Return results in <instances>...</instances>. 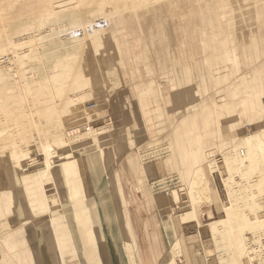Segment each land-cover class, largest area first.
<instances>
[{
    "label": "rangeland",
    "instance_id": "1",
    "mask_svg": "<svg viewBox=\"0 0 264 264\" xmlns=\"http://www.w3.org/2000/svg\"><path fill=\"white\" fill-rule=\"evenodd\" d=\"M24 1L25 6L0 5V248L5 235L21 232L34 264H76L70 252L76 233L74 239L67 223L64 229L63 216L78 225L86 208L91 214L94 209L93 222L88 217L82 224L95 238L86 236L78 246L83 264H90V244L94 264H115V249L120 264H145L143 255L154 252V264H237L228 255L235 240L244 248V263L264 264V126L253 131L241 99L245 85L248 91L264 89V0H68L67 6L62 0ZM185 34L202 47L200 69L187 64L185 84L171 69L161 75L165 85L159 81L149 93L147 86L135 85L132 93L135 72L142 78L148 71L131 67L169 57L164 47H177V37ZM249 56L254 64H245ZM194 105L196 126L177 133L174 123L193 113ZM210 128L217 143L211 155L202 148ZM232 139L224 149L221 142ZM97 148L104 149L100 160ZM91 153V174L84 159L77 171L61 178L50 174L51 167L65 168L68 156ZM129 154L137 162L122 171ZM43 167L40 184L35 175ZM10 172L30 186L23 195L24 215L8 183ZM68 174L84 175L85 188L75 197ZM98 198L117 246L102 230ZM128 210L137 255L125 242ZM50 218L52 227L45 229ZM174 238L185 240L186 251L175 250ZM60 244L69 250L63 258ZM43 252L55 261L45 262ZM3 259L0 251V264Z\"/></svg>",
    "mask_w": 264,
    "mask_h": 264
},
{
    "label": "crops",
    "instance_id": "2",
    "mask_svg": "<svg viewBox=\"0 0 264 264\" xmlns=\"http://www.w3.org/2000/svg\"><path fill=\"white\" fill-rule=\"evenodd\" d=\"M112 25H109L107 27H111ZM179 30V29H178ZM107 28H105V32L106 33ZM183 31V30H181ZM181 31L179 30V33H181ZM177 43L178 46L177 47H164L165 49V53H167L166 55H170L169 57L165 56L164 59H162L161 61H149L146 63V65H142V64H138L137 67L132 66L131 70H135V71H139V69L141 70H147V75H144V73L141 74V77H139V73L135 72L134 77H132L131 80V85L130 88L132 90V93H134V88L135 85L138 86H147L148 89L146 91V93H149V88L151 86H156L157 83L160 81L162 82L163 85L166 84V78L163 76V78H161V75H165L169 70L173 69L175 70V77L177 82H179L180 84H185L183 83L184 80L187 77L186 74V70L188 68L187 64L190 65L189 70L190 69H195L198 70L200 69V65L203 63L202 59L200 61L197 60V54L198 53H202V47H198L195 44V41L192 44V41L190 40V38H192V35H179L177 37ZM189 39V41H188ZM189 43V44H188ZM205 47V46H204ZM174 48L176 49V51L174 50ZM173 49V50H172ZM174 54V56H173ZM173 57V59H172ZM172 60V61H171ZM188 62V63H187ZM255 60L253 59V57L249 56V59L245 61V64H254ZM172 65V67H171ZM192 65V67H191ZM168 74V73H167ZM203 76V74L201 75V77ZM195 77H197V75L195 74ZM134 79V80H133ZM141 80V81H140ZM153 81L151 83V81ZM140 81V82H139ZM195 86V85H193ZM249 85H245L244 88L242 89L241 92L245 93L244 96L242 97V101L244 104V109L247 111H249L250 114V123L252 125L253 131H263L262 127L264 126L263 121L261 120V118H264V89H254V91H248V87ZM253 87L254 85H250V87ZM197 92H198V98H199V87L197 86ZM208 88L205 87V91H207ZM248 94V95H247ZM185 95V92H184ZM235 95V93H233V96ZM248 97V98H247ZM175 98V97H174ZM204 100V99H202ZM201 104V103H200ZM208 107V104L206 105H202L201 106V112L204 111L206 108ZM194 108V112L191 114H187L185 116H181L180 117V121L179 123H174V126L177 129V133L179 134H186L187 132L190 131V126H196V121H197V116L199 115V111L197 112L196 106H193ZM257 114L256 117H258L257 119L255 118V115ZM231 130H235L236 128V124H231ZM190 128V129H189ZM102 128L97 127L94 128V133L98 134V131L101 130ZM216 132L215 129H211L208 131V134L210 135V137L205 140V142L203 143L202 148H208L209 151L208 153L211 155L213 152V149L216 147L215 143V136L214 133ZM214 136V137H213ZM187 142V141H186ZM234 140H224L221 143H223L224 145V149H228L229 146L227 145L228 143H233ZM183 144H181L180 150L182 151V149H184V141L182 142ZM218 148L222 149L221 144L219 145L218 143ZM201 148V149H202ZM95 150H98L97 153V160H100V158L103 156L104 157V149L101 148H97ZM202 154V151H201ZM203 155V154H202ZM203 158L199 159L197 161L198 165H203L202 162L204 160V155L202 156ZM94 158L92 157H87V160L90 162V168H91V164H92V160H94ZM96 160V159H95ZM137 162V160L134 158V156L132 154H129L125 157V159L122 161L121 163V169L122 171H129ZM110 169V167L108 168V170ZM92 172V171H91ZM83 176V177H82ZM113 179H117L118 178V173L116 172L113 175ZM40 176L35 175V179H39ZM40 180V179H39ZM8 183L13 187V192L15 194L14 198L16 200L17 206L20 209L21 214H25L28 212V204L25 203L24 201V193H25V188H30V186H27L26 184H24V182H22V180L20 179L19 176H16L15 174H13L12 172L8 173ZM29 181V180H28ZM41 180H40V184H41ZM67 183L70 185V191L73 197H75L78 194V191H81L82 189L84 190L85 185H84V175L81 174H73V175H67ZM19 184H24L23 188H18ZM93 191H94V185H93ZM43 193V190H42ZM26 196V194H25ZM171 199V203H172V207L175 206V201H174V196H170ZM41 200V199H40ZM39 200V201H40ZM36 201V200H34ZM39 201H36L39 204ZM132 201V200H131ZM130 201V202H131ZM133 201H135V199H133ZM103 199L98 198V202L97 205H100L98 208L100 209L102 207V223H101V227L103 232H105V234L107 235V240L113 241L114 246H117V244L115 243L116 241V236L113 234V232L110 230L111 227V221H110V216L107 214L106 210L103 207ZM82 210H80V215L79 218H77V222L82 224L83 222L87 221V218L89 217V221L90 223L93 222V212L94 209H92V214L89 212V210H87L86 208H82ZM78 210L74 211L73 213L77 212ZM99 214H100V210ZM137 208L135 210H133V215L135 216V220L136 222L138 221L136 216H137ZM53 218V217H51ZM51 218L46 222V227H44L45 229H49L50 226L52 227L51 224ZM123 218V217H122ZM139 219H141V217H139ZM146 219L142 220L141 222H144ZM123 226H124V230H125V242H130L135 248V254H139L138 252V247H137V241H136V234H135V229L133 227V222H132V217H131V213L129 212V210L124 213V218H123ZM40 229V228H39ZM35 230L34 226H33V231ZM42 230V227H41ZM35 235V233H34ZM32 239L36 240L34 238V236L32 237ZM144 239V238H143ZM4 240V247H1L0 251L1 253H3L4 259H3V263L2 264H34L33 258H32V254H31V244H27L24 240L23 234L21 232H12L11 234L5 235L3 237ZM8 241L9 243V247L6 245V242ZM144 251L147 252V249H145L144 247L142 248ZM153 251V249H150ZM113 261L115 264H120V258L118 257L117 254V250H113ZM44 253L43 258H45V262H53L55 261L54 257H51V255L49 253ZM155 256H158L155 254ZM154 255H150V254H145V256L143 255V259L142 261H145V264H154ZM58 260V259H56ZM139 264H142L141 261H139Z\"/></svg>",
    "mask_w": 264,
    "mask_h": 264
},
{
    "label": "bare ground",
    "instance_id": "3",
    "mask_svg": "<svg viewBox=\"0 0 264 264\" xmlns=\"http://www.w3.org/2000/svg\"><path fill=\"white\" fill-rule=\"evenodd\" d=\"M63 1H65V3H66V6H67V4H68V0H62L61 2H63ZM119 1V0H118ZM123 1V0H122ZM137 1V0H136ZM139 1H143V2H145V1H147V0H139ZM127 2V1H126ZM131 2V1H130ZM153 2V1H152ZM14 4V5H16V4H19V3H21L22 5H24L25 6V1L24 0H0V5L1 4H3V5H6V4ZM125 3V2H124ZM140 3V2H139ZM138 3V4H139ZM56 4H58V3H56ZM132 4V3H131ZM134 4V3H133ZM144 4V3H143ZM54 6H55V4H53ZM53 6V7H54ZM123 6V5H122ZM54 9H51V8H49L47 11H53ZM95 105V104H94ZM224 148V147H223ZM257 148H258V150L259 151H262L263 150V145L261 146V145H259V143L257 144ZM225 153H227V152H225ZM94 155V153H91L90 155H87V154H84V155H79V154H73V156H68V161L65 163V168H63V166H54V167H49V165H50V163H49V161L48 160H45L44 161V164H45V169H47V168H50V174H57L56 176H58L59 178H61V175L60 174H62V176L63 175H66L67 174V172H72V171H77V166H76V164L78 163V162H81V163H83L82 162V159H84L85 161H88L87 160V157H91V156H93ZM224 156H226V154H224ZM92 158H94V157H92ZM89 162V161H88ZM81 163H80V165H81ZM90 163V162H89ZM89 165V164H88ZM69 166V168H68V171H66V168ZM79 167H81L80 169H83V167H82V165L81 166H79ZM89 167H90V165H89ZM44 170V167L43 168H41V169H38L37 170V176H40L39 174V172L40 171H43ZM84 170V169H83ZM32 172H34V171H32ZM89 172H90V174L92 173L91 172V168H89ZM31 173V172H30ZM27 178V177H26ZM43 184V183H42ZM43 193H44V195H46V191L43 189ZM58 195H59V191H58ZM64 218H66V222L64 223V229L67 231L68 230V228H67V226H66V223H67V225H68V227H69V231H70V233H72L73 234V237H74V239H75V233H76V238H77V241L75 240V241H73L71 244H73V250H70V252L72 253H75L74 254V256L76 257V259H77V263H79V264H83V262H82V260H81V258H83V256H82V252H81V254L80 253H78V246H80L81 245V247H82V245H83V243H85L84 242V238L86 237V236H88V237H90L91 239L92 238H95V232L93 231V229H91V227L90 228H88V227H86V228H84V226L85 225H83V224H81L80 226H79V224L77 225H74L75 223H72L71 222V219H69V216L66 214V215H64L63 216ZM184 220V219H183ZM147 221V220H146ZM78 227H81L80 229L82 230V232H81V230L78 228ZM79 230H78V229ZM84 228V229H83ZM70 235V234H69ZM71 236V235H70ZM148 238H146L145 240H147ZM175 241H177V238L175 239H173V241L171 242V243H174ZM78 243H79V245H78ZM112 243V242H111ZM6 244H8V241L6 242ZM175 246H176V249L175 250H183V251H186V245H185V240L183 239V238H181V239H179L178 241H177V243L175 244ZM8 247H9V244H8ZM178 248V249H177ZM83 249V248H82ZM231 250H229V253H228V255L229 256H231L232 258H233V260H234V262H237V264H246V263H244L243 262V260H242V258H241V255H242V253H244V248L242 247V244H241V246H239V242L237 241V240H235L232 244H231V248H230ZM86 252H88L87 253V255H88V258H89V260H90V264H94V261H95V257H96V250H95V247L93 246V244H90V246H86ZM175 250H174V248H173V251H171V252H169V253H174L175 252ZM66 251H69L68 250V248H66V247H61V244H60V246H59V248H58V253H59V256H62V258L64 257V255H65V252ZM188 252V251H187ZM168 253H166L165 254V256L162 258L163 260V263H165L166 261H167V259H168ZM74 256H72V257H74ZM138 262V261H137ZM76 263V264H77ZM75 264V263H74ZM247 264H248V262H247Z\"/></svg>",
    "mask_w": 264,
    "mask_h": 264
},
{
    "label": "built area",
    "instance_id": "4",
    "mask_svg": "<svg viewBox=\"0 0 264 264\" xmlns=\"http://www.w3.org/2000/svg\"><path fill=\"white\" fill-rule=\"evenodd\" d=\"M102 26H104V25H102Z\"/></svg>",
    "mask_w": 264,
    "mask_h": 264
}]
</instances>
